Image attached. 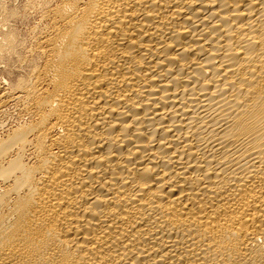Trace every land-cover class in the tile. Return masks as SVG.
Here are the masks:
<instances>
[{
  "label": "bare ground",
  "instance_id": "1",
  "mask_svg": "<svg viewBox=\"0 0 264 264\" xmlns=\"http://www.w3.org/2000/svg\"><path fill=\"white\" fill-rule=\"evenodd\" d=\"M9 2L0 264H264V0Z\"/></svg>",
  "mask_w": 264,
  "mask_h": 264
},
{
  "label": "rangeland",
  "instance_id": "2",
  "mask_svg": "<svg viewBox=\"0 0 264 264\" xmlns=\"http://www.w3.org/2000/svg\"><path fill=\"white\" fill-rule=\"evenodd\" d=\"M23 1L25 2L26 0H14V1L11 0V2H9L8 4L12 5V6L20 7L21 4H23ZM19 17L14 19L13 20L14 23L12 22V24H13L14 29L16 30V34H17L18 38L20 37L19 39L23 40L26 43V46H28V44L31 42V39H30V36L32 35L31 31L34 27H36V25H38L37 24L38 23V15L35 12L28 9V11L20 10ZM0 66H1L0 67V85H2L3 84L2 78L6 79L7 75L5 76L6 73L3 71V67H4L3 63H0ZM13 106L14 105L10 104L7 107H5V109H4V119L6 118L5 119L6 121L5 120L4 121L11 126L15 125L14 123H16L17 121L22 120L24 118L22 116L20 107L17 105H15L14 107Z\"/></svg>",
  "mask_w": 264,
  "mask_h": 264
}]
</instances>
